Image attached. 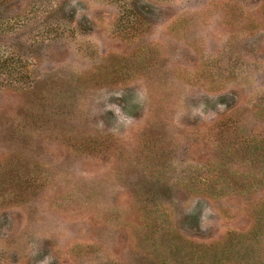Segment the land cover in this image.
<instances>
[{
    "label": "rangeland",
    "instance_id": "374dc122",
    "mask_svg": "<svg viewBox=\"0 0 264 264\" xmlns=\"http://www.w3.org/2000/svg\"><path fill=\"white\" fill-rule=\"evenodd\" d=\"M28 1L0 264H264V0Z\"/></svg>",
    "mask_w": 264,
    "mask_h": 264
},
{
    "label": "trees",
    "instance_id": "16d2710c",
    "mask_svg": "<svg viewBox=\"0 0 264 264\" xmlns=\"http://www.w3.org/2000/svg\"><path fill=\"white\" fill-rule=\"evenodd\" d=\"M0 0V87L12 88L18 85L23 76L26 74L25 59L20 58L17 52H23V56L29 57L25 51L32 49L28 37L24 32L29 26L43 25L44 16H29L26 10L33 4L28 0ZM18 4L20 7L15 8ZM47 13V12H46ZM45 14V13H44ZM47 18V17H46ZM47 21V20H46ZM30 51V50H29ZM26 62V61H25ZM19 81V82H18Z\"/></svg>",
    "mask_w": 264,
    "mask_h": 264
}]
</instances>
